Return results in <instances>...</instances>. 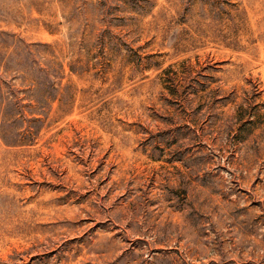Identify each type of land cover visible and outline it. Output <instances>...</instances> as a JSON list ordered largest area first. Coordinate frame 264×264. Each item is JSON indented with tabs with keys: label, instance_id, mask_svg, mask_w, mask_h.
I'll use <instances>...</instances> for the list:
<instances>
[{
	"label": "rangeland",
	"instance_id": "1",
	"mask_svg": "<svg viewBox=\"0 0 264 264\" xmlns=\"http://www.w3.org/2000/svg\"><path fill=\"white\" fill-rule=\"evenodd\" d=\"M0 264H264V0H0Z\"/></svg>",
	"mask_w": 264,
	"mask_h": 264
}]
</instances>
